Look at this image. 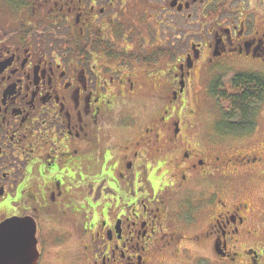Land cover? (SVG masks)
I'll return each instance as SVG.
<instances>
[{
	"label": "flooded vegetation",
	"instance_id": "flooded-vegetation-1",
	"mask_svg": "<svg viewBox=\"0 0 264 264\" xmlns=\"http://www.w3.org/2000/svg\"><path fill=\"white\" fill-rule=\"evenodd\" d=\"M22 6L0 33V264L23 231L34 264H264V195L245 194L264 96L233 137L209 130L235 76L264 78V0Z\"/></svg>",
	"mask_w": 264,
	"mask_h": 264
},
{
	"label": "trees",
	"instance_id": "trees-1",
	"mask_svg": "<svg viewBox=\"0 0 264 264\" xmlns=\"http://www.w3.org/2000/svg\"><path fill=\"white\" fill-rule=\"evenodd\" d=\"M226 88L225 92L219 94L224 100L229 123L232 126L253 123L257 104L264 96V78L255 74H241L235 76Z\"/></svg>",
	"mask_w": 264,
	"mask_h": 264
},
{
	"label": "rangeland",
	"instance_id": "rangeland-1",
	"mask_svg": "<svg viewBox=\"0 0 264 264\" xmlns=\"http://www.w3.org/2000/svg\"><path fill=\"white\" fill-rule=\"evenodd\" d=\"M25 3V0H0V33H2L5 28L7 26H9V24H13L16 23L17 20L23 19L26 17V15L17 10L20 7H23L22 4ZM173 62L172 61H168V62H164L161 66L164 69H170L173 66ZM159 89H153V91L151 90L152 93H157ZM150 107H152L155 111L160 107V104H149ZM190 106H192V108H197L194 102L190 103ZM223 106H225L224 104L220 103L219 106L217 107V109L219 110L218 116L217 118H215V125L216 128L220 131H217L216 129H212L211 127L209 128L210 131L215 132L214 137L217 140H221V139H229L230 137H233L235 134L232 133V125L229 123V118L228 116L225 115H221V111L223 112ZM209 109V108H208ZM212 111L216 110L215 107L211 108ZM217 110V111H218ZM188 111V110H187ZM172 115V114H171ZM212 116V112H210V116H203L201 120V125H200V120L197 121V126H198V132L201 130L200 126H204V120L211 117ZM213 119V118H211ZM195 121V122H196ZM206 125V124H205ZM227 132H231V133H227ZM255 147H258L255 146ZM257 182L253 181V186H250L249 189L251 190L250 192H245V194L247 193L248 195H252V196H260L264 195V183H262L264 181L263 180H255ZM255 184V185H254ZM264 205V203H263ZM262 208V206H261Z\"/></svg>",
	"mask_w": 264,
	"mask_h": 264
},
{
	"label": "water",
	"instance_id": "water-1",
	"mask_svg": "<svg viewBox=\"0 0 264 264\" xmlns=\"http://www.w3.org/2000/svg\"><path fill=\"white\" fill-rule=\"evenodd\" d=\"M10 226L11 225L7 223L5 225H2V227L0 228V247L4 246L5 243L8 242L7 240H4V237H7ZM21 235L23 237L26 236V239L24 238L23 240H21V248H18L22 252L19 264H34L35 258L33 256V250L35 242L33 240V237H30L28 231L21 232ZM23 254H25V256Z\"/></svg>",
	"mask_w": 264,
	"mask_h": 264
}]
</instances>
